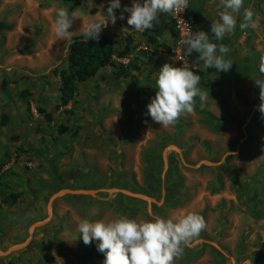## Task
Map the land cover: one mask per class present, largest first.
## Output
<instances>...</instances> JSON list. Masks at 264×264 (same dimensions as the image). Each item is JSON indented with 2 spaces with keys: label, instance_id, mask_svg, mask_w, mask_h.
<instances>
[{
  "label": "rangeland",
  "instance_id": "374dc122",
  "mask_svg": "<svg viewBox=\"0 0 264 264\" xmlns=\"http://www.w3.org/2000/svg\"><path fill=\"white\" fill-rule=\"evenodd\" d=\"M218 2L189 0L187 10L199 15L191 20L193 32L219 19ZM102 4L108 0H0V253L15 249L0 264H103L98 241L86 246L79 239L81 220L193 212L207 227L174 264H264V117L253 82L264 56V0H244L260 29L240 28L242 9L234 33L219 42L209 35L230 49L225 58L233 64L201 75L205 107L198 103L168 128L146 114L159 69L168 63L205 71L180 49L183 37L164 36L172 53L140 58L141 71L131 78L103 69L56 108L59 82L51 71L64 66L73 42L56 40V11L75 13L70 30L78 31ZM120 4L115 25L101 33L119 49L132 35V45L139 44L133 57L143 39L127 25L123 8L131 0ZM11 195L18 196L13 204Z\"/></svg>",
  "mask_w": 264,
  "mask_h": 264
},
{
  "label": "clouds",
  "instance_id": "9594fccd",
  "mask_svg": "<svg viewBox=\"0 0 264 264\" xmlns=\"http://www.w3.org/2000/svg\"><path fill=\"white\" fill-rule=\"evenodd\" d=\"M213 2V0H210ZM120 0H108L107 7L100 5L98 17L91 19L78 31H71L75 13L69 14L67 8H59L53 24L56 40L72 42L76 37L99 41L100 34L110 24L115 25L117 16L114 10L120 9ZM189 7V0H131L127 25L138 33L154 27L159 14L180 17ZM219 19L211 25L215 41H222L227 34L235 31L237 16L243 9L242 30H258L261 25L254 19L251 8H244V0H219ZM119 19H124L123 14ZM128 29V28H125ZM212 42L205 31L193 32L186 23L179 47L185 56L198 54V60L206 69L227 72L233 61L226 59L230 49L222 43ZM259 76L254 79L259 88L258 111L264 117V56L258 65ZM200 76L193 73L187 65L173 67L165 63L158 71L155 81L154 99L146 106L151 120L168 128L174 126L182 116L192 114L197 104L203 109L209 99V92L200 88ZM79 239L84 245L98 241L96 250L104 256L103 264H174L183 255L186 247L198 241L207 227L203 216L187 213L180 217L162 218L153 215L149 220L137 221L118 214L111 220L90 221L83 219L78 224Z\"/></svg>",
  "mask_w": 264,
  "mask_h": 264
},
{
  "label": "trees",
  "instance_id": "16d2710c",
  "mask_svg": "<svg viewBox=\"0 0 264 264\" xmlns=\"http://www.w3.org/2000/svg\"><path fill=\"white\" fill-rule=\"evenodd\" d=\"M198 16L197 12L187 9L184 15L186 20H197ZM211 25V22L206 21L201 31H205L208 35L212 34ZM4 28L9 29V27ZM166 35L175 41L179 38V32L172 16L162 13L159 14L152 29L140 33L144 48L137 50L133 57L131 54L139 44L132 45L134 41L132 35H128L125 38V42L120 49L116 48L115 41L109 34L101 33L98 42L94 40L86 42L83 38L74 40L69 46L64 66L51 71V76L57 78L59 82L56 108L66 107L79 88L90 79L96 77L103 69L114 67L116 79L131 78L134 73H140L141 71V65L138 64L140 58L149 59L155 56L170 55L172 47L162 41ZM189 61L193 66L203 64V62L198 60L197 53H192L189 56ZM189 69L199 76L216 72L214 68H205L204 72L198 68L189 67ZM36 111L45 120H51L50 113L43 107H37ZM65 130L63 128L60 133L66 132ZM17 197V195H11V204L16 201ZM8 200L4 199V202H8Z\"/></svg>",
  "mask_w": 264,
  "mask_h": 264
},
{
  "label": "built area",
  "instance_id": "2783aa9c",
  "mask_svg": "<svg viewBox=\"0 0 264 264\" xmlns=\"http://www.w3.org/2000/svg\"><path fill=\"white\" fill-rule=\"evenodd\" d=\"M184 15H185V11L181 14L180 17H173L172 16V18H173V20L175 22V25H176V29L179 32V37L180 38L183 37V33L186 30V23L189 25L190 28H191V25H192L191 20H186Z\"/></svg>",
  "mask_w": 264,
  "mask_h": 264
},
{
  "label": "water",
  "instance_id": "95a60500",
  "mask_svg": "<svg viewBox=\"0 0 264 264\" xmlns=\"http://www.w3.org/2000/svg\"><path fill=\"white\" fill-rule=\"evenodd\" d=\"M61 193L62 194H68V193L69 194H78V195L86 194L85 192H66V191H62ZM118 193H122V194H125V195H128V196H132V197L135 196V197H139V198H145V197L140 196V195H133V194L125 193V192H122V191H118ZM39 225H41V224H37L35 226L38 227ZM13 250H15V249H11V250H9V251H7L5 253H0V256H4V255L8 254L9 252H11Z\"/></svg>",
  "mask_w": 264,
  "mask_h": 264
}]
</instances>
